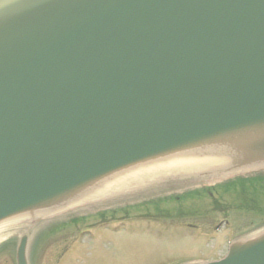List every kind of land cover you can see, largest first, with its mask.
<instances>
[{"label": "water", "instance_id": "95a60500", "mask_svg": "<svg viewBox=\"0 0 264 264\" xmlns=\"http://www.w3.org/2000/svg\"><path fill=\"white\" fill-rule=\"evenodd\" d=\"M204 144L264 150V0H0V219Z\"/></svg>", "mask_w": 264, "mask_h": 264}, {"label": "rangeland", "instance_id": "374dc122", "mask_svg": "<svg viewBox=\"0 0 264 264\" xmlns=\"http://www.w3.org/2000/svg\"><path fill=\"white\" fill-rule=\"evenodd\" d=\"M247 180L243 179L237 184L238 190L246 187L252 204L257 203L264 209V175H256L254 178ZM238 198L239 196H235L234 200ZM253 211L256 213L261 212L257 209H253ZM105 230L108 229L96 230L91 238L93 240L97 239ZM141 232L138 228L131 234ZM9 233L7 228L0 230V236H2L0 242L7 238ZM104 233V236L103 234L102 237L100 236L101 241L99 240L97 246L94 245L95 243L88 241L89 235L82 237L79 241L81 247L75 253L66 257V261L64 262V259L60 264H176L189 259L204 258L208 253H210L209 257L216 254H213V251H203L206 246L205 237L203 236H199V239L195 236L190 239V235H182L177 232L162 233L159 236L153 234L121 236L119 233H125V231H117L110 235L116 237L104 238L107 232ZM232 234L229 236H234ZM227 241L226 236H220L219 243L221 245H224ZM60 242L61 240L54 245H49L52 248L45 249L40 264H58L55 258L61 246ZM220 248L223 249L222 246ZM0 264H13L10 253L0 256Z\"/></svg>", "mask_w": 264, "mask_h": 264}]
</instances>
